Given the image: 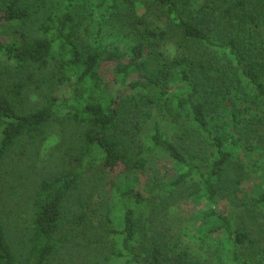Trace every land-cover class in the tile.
<instances>
[{
  "label": "rangeland",
  "instance_id": "1",
  "mask_svg": "<svg viewBox=\"0 0 264 264\" xmlns=\"http://www.w3.org/2000/svg\"><path fill=\"white\" fill-rule=\"evenodd\" d=\"M27 1L31 7L32 21L26 27L3 22L0 25V40L8 42L20 38L22 31L29 37H41L44 35L41 24L45 19L52 13L68 10L73 21L68 24L67 32L73 33V38L83 52L95 47L100 38L106 42L118 41L111 50L122 54V59L128 57V45L151 44L148 53L153 68L166 66L171 76L166 83L132 89L125 87L116 77L114 68L118 60L107 59L99 67L100 81L87 76L77 83L76 90L72 92L69 84L59 80L57 60L50 57L49 64L35 72L25 91V102L20 110L30 111L44 105L51 94L61 99L72 94L71 102L78 107L88 103L106 105L119 92L123 96L147 95L153 101L147 105L143 103L141 111L135 117L131 116L130 122L134 121L128 127L131 143L146 142L157 126L168 139L189 151H199L203 170L210 169L216 148L212 141L198 132L193 117L181 103L182 72L187 68L182 59L190 54L175 37L155 38L145 35L144 27L129 25L125 16L127 13L134 12L136 16L147 13L139 0H134V6L130 5V0H118L122 11L117 10L113 0H70L69 9L62 0ZM181 1L183 7L185 5L205 17L212 39L221 42L229 36H235L244 44L254 62L264 64V6L260 5L259 0H247V9L233 17L224 11L228 5L226 0ZM236 1L230 0L231 3ZM150 22L153 28L165 27L156 18H151ZM205 49V44L198 47L200 51ZM208 50H215L222 58L234 61L228 49ZM54 57H58L57 50ZM16 77L13 64L1 55L0 86L8 85ZM213 85L211 81L206 82L209 96L218 103L215 110L208 113L209 127L213 134L224 137L226 150L234 149L237 153V158L226 170V179H234V182L223 191L216 209L229 215L234 228L246 225L254 244L244 248L243 254L250 264H264V207L257 208L251 202V197L264 191V101L255 95L247 83H237L230 90L220 84ZM216 92L220 93L217 98ZM200 99H207L204 91ZM236 115L240 117L238 131L234 129ZM63 128L55 124L48 127L42 137L23 140L14 149L11 155L14 158L1 169L0 203L4 223L12 244L21 252H25L31 244L34 202L40 179L55 175L70 160L63 157L65 149L69 148L67 145L73 141L75 130L72 127L67 130ZM146 157V170L135 176L136 187L148 199L136 206L139 242L143 250L158 245L174 258L187 254L190 264H232L228 256L229 245L224 236H221L223 244L215 237L207 241L195 239L200 226H216L218 221L208 215L209 206L193 202L186 198L187 194L182 189L176 190L170 184L186 169L163 150L148 152ZM108 180L109 176L103 172L85 177V182L71 198L67 209L85 210L89 218L79 230H73L68 225L63 233L68 238L67 246L52 264H89L93 260H109L113 234L110 232L108 216L115 201ZM86 201L92 209L83 206Z\"/></svg>",
  "mask_w": 264,
  "mask_h": 264
},
{
  "label": "trees",
  "instance_id": "2",
  "mask_svg": "<svg viewBox=\"0 0 264 264\" xmlns=\"http://www.w3.org/2000/svg\"><path fill=\"white\" fill-rule=\"evenodd\" d=\"M117 1L113 0L114 5L118 11H122ZM139 1L147 13L144 16L127 13L125 16L129 25L144 27V34L155 38L175 37L190 54L182 59L187 68L182 72L181 103L193 117L198 132L212 141L216 148L210 169L203 170L199 151H189L168 139L157 126L146 142L131 143L128 127L134 121L131 123L130 119L141 111L143 103L147 105L153 101L147 95L123 96L119 92L106 105L88 103L78 107L71 102L72 94L64 99L51 94L44 105L30 111L20 110L35 72L46 67L50 57L57 60L59 80L69 84L72 92L76 90L77 83L87 76L100 81L99 67L107 59L118 60L114 68L116 77L125 87L132 89L166 83L171 76L166 66L153 68L148 53L151 44L128 45V57L122 59V54L111 50L118 41L106 42L100 38L95 47L83 52L73 33L67 32L68 24L73 21L71 13L68 10L52 13L41 24L43 36L29 37L22 31L20 38L8 42L0 40V57L4 55L9 59L17 76L8 85L0 86V172L5 163L14 158L11 157L13 151L23 140L42 137L47 128L55 124L64 127L63 130L70 127L75 130L73 141L67 145L69 148L65 149L63 157L70 160L55 175L40 179L34 202L31 244L25 252L12 244L0 203V264H52L67 246L68 238L63 233L68 225L73 230H79L89 218L87 211L69 210L67 204L83 185L85 177L97 172L109 176L115 201L108 216L113 240L109 260L92 259L89 264H190L185 253L174 258L158 245L146 247L144 251L139 242L136 206L148 199L136 187L135 176L146 170V155L156 149L165 151L173 161L186 169L170 184L176 190L182 189L187 194L186 198L193 202L209 206L208 215L218 221L216 226H200L195 239L207 241L215 237L223 244L221 236H224L232 264H250L243 254L244 248L254 244L248 228L244 224L234 228L229 215L216 209L223 191L234 182V179H226V170L237 158V153L234 149L226 150L224 137L213 134L209 127L208 113L214 111L218 103L209 96L206 82L226 86L227 90L237 83H247L255 95L264 101V64L254 62L244 44L235 36L221 42L212 39L205 17L185 5L183 7L181 0ZM226 1L228 5L224 11L228 16L233 17L247 9V0ZM62 2L67 9L70 8V0ZM259 2L264 6V0ZM130 5L134 6V0H130ZM30 8L27 0H0V25L13 22L26 27L32 21ZM151 18L160 20L165 27L153 28ZM201 44H205L207 49L198 50ZM209 47L228 49L234 61L222 58L215 50H208ZM55 50L58 57H54ZM133 76L135 78L131 80ZM203 91L207 94L206 100L200 99ZM219 95L215 93L216 98ZM168 107L171 108V104ZM239 118L237 115L234 117L236 131ZM251 202L257 208L264 207V191L251 197ZM83 206L93 208L88 201Z\"/></svg>",
  "mask_w": 264,
  "mask_h": 264
}]
</instances>
